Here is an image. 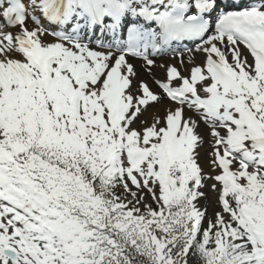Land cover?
Instances as JSON below:
<instances>
[{
    "label": "snow or ice",
    "instance_id": "1",
    "mask_svg": "<svg viewBox=\"0 0 264 264\" xmlns=\"http://www.w3.org/2000/svg\"><path fill=\"white\" fill-rule=\"evenodd\" d=\"M0 264H264V0H0Z\"/></svg>",
    "mask_w": 264,
    "mask_h": 264
},
{
    "label": "rangeland",
    "instance_id": "2",
    "mask_svg": "<svg viewBox=\"0 0 264 264\" xmlns=\"http://www.w3.org/2000/svg\"><path fill=\"white\" fill-rule=\"evenodd\" d=\"M210 151L209 145H208V137L205 134V145L204 148L201 149V164L205 168V171H209L208 166H207V153ZM209 183H212V181H209ZM206 195L209 198V203L208 206V216L210 211H216L218 210V205L215 203L217 193L210 191L208 188L205 189ZM206 201L201 200V205H204Z\"/></svg>",
    "mask_w": 264,
    "mask_h": 264
},
{
    "label": "bare ground",
    "instance_id": "3",
    "mask_svg": "<svg viewBox=\"0 0 264 264\" xmlns=\"http://www.w3.org/2000/svg\"><path fill=\"white\" fill-rule=\"evenodd\" d=\"M48 39H52L51 37H49ZM134 63L136 64L137 66V69L138 71L140 72V77L141 79H143L144 81H146L149 86L151 87V89L157 93H160L162 94V92L159 90L158 88V85L156 86L155 84V79H163V72L162 70L160 69H155L154 72H155V78L149 76L148 74L144 73L141 69H140V61L137 60V61H134ZM162 110V109H161ZM203 127V126H202Z\"/></svg>",
    "mask_w": 264,
    "mask_h": 264
}]
</instances>
